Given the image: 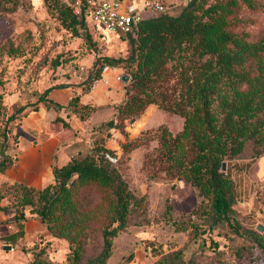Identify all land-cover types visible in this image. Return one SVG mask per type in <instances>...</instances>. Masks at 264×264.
I'll use <instances>...</instances> for the list:
<instances>
[{
  "label": "rangeland",
  "instance_id": "obj_1",
  "mask_svg": "<svg viewBox=\"0 0 264 264\" xmlns=\"http://www.w3.org/2000/svg\"><path fill=\"white\" fill-rule=\"evenodd\" d=\"M213 1L219 0H208L206 5ZM187 2L172 1L166 12L175 14ZM62 4L75 6L74 0H0V158L4 149L16 158L25 143L58 132L63 123L56 117L67 114L64 109L39 102V110L45 109L41 117L45 125L33 127L31 123L40 121V114L29 119L33 110L8 118L20 105L28 103V109L32 108L38 95L51 85L66 83V88L84 97L98 82L114 78L124 95L106 101L111 104L103 108L90 101L96 105L90 110L94 113L83 121L84 132L75 137L82 140V155L88 149H94L96 156L103 153L97 150L98 142L113 149L115 156H106L134 193L127 223L113 236L106 264H264V141L249 139L238 156L224 160L236 191L234 223L214 221L210 198L190 180L179 177L164 145L165 136L183 128L184 116L153 102L136 115L134 123L132 117L120 118V101L126 96L128 83L120 75L126 67L123 62L109 65L105 57H127L129 36L107 29L89 15L86 28L80 27L81 34L77 35L59 16L58 6ZM161 12L144 9L143 17ZM227 26L248 40H260L264 36V0H238L227 12ZM261 56L264 63V51ZM101 67V77L96 79ZM246 67L252 74L258 72L255 58H250ZM109 72L114 73L110 78ZM176 80L173 76L168 82L172 85ZM109 81L103 85L107 87ZM88 110L84 109L86 113ZM113 116L118 126L105 123ZM63 130L68 144L69 129ZM130 141L132 144L125 147ZM7 173L0 171V225L6 227L0 231V264H94L92 259L104 246V229L119 223L113 219L112 187L93 181L74 186L73 199L78 211L86 215V226L75 240L54 235L46 221L31 237L27 233L32 228L30 219L22 223L24 233L18 231L22 224H12L11 216L23 205ZM24 208L28 217L35 215L30 213V206ZM68 218V213L63 214L64 222ZM11 233L16 238L9 237ZM7 244L12 246L6 248Z\"/></svg>",
  "mask_w": 264,
  "mask_h": 264
},
{
  "label": "trees",
  "instance_id": "obj_2",
  "mask_svg": "<svg viewBox=\"0 0 264 264\" xmlns=\"http://www.w3.org/2000/svg\"><path fill=\"white\" fill-rule=\"evenodd\" d=\"M246 1L251 3L252 0ZM74 2V7L59 5V16L66 27L80 35L79 28H86L89 7L84 0ZM207 2L188 0L178 13H169L166 9L156 15L144 16L137 31L127 34L131 44L129 55L108 56L105 60L113 66L123 62L130 74L126 97L120 101L121 119L136 117L153 102L184 116L183 128L173 136L170 133L164 137V145L173 159L171 165L179 177L190 180L210 198L214 221L225 219L232 224L236 191L229 171L221 168L226 158L236 157L243 151L247 140L264 141V63L261 61L264 36L251 41L228 28L227 12L238 0H219L206 5ZM87 36L91 38L88 31ZM250 58L257 61V73L252 74L246 67ZM101 71L102 67L96 79L101 77ZM173 76L177 80L171 85L168 80ZM244 84L247 86L243 87ZM67 86L66 83L48 86L32 103V108L28 109V103L22 104L8 118L15 119L39 110L38 103L42 102L46 107L64 109L68 116L74 114L83 121L88 119L96 105L83 102L81 93H74L67 103L49 96L52 89ZM110 104L97 106L103 108ZM84 109L89 110L86 113ZM56 120L71 126L62 115ZM105 123L118 126L114 116ZM96 144L97 150L103 153L96 156L92 152L94 149H88L84 155V152L72 155L63 165L56 163L54 181L41 188L12 181L20 193L23 208L11 219L22 224L28 218L24 206H30L31 213L46 221L54 235L75 240L86 226V215L78 211L73 199L74 186L93 181L112 187L115 193L113 219L119 223L104 229V246L92 259L94 264H106L112 252L113 236L127 223L134 193L106 156H115V151L103 142ZM130 144L131 141L124 146ZM2 153L0 171L5 172L17 162L18 155L13 158L5 149ZM188 154H192L191 157ZM260 155L259 151L257 156ZM65 213L69 215L66 222L62 220ZM18 231L24 233V224ZM15 233L8 236L16 238ZM75 251L79 255L77 248Z\"/></svg>",
  "mask_w": 264,
  "mask_h": 264
},
{
  "label": "crops",
  "instance_id": "obj_3",
  "mask_svg": "<svg viewBox=\"0 0 264 264\" xmlns=\"http://www.w3.org/2000/svg\"><path fill=\"white\" fill-rule=\"evenodd\" d=\"M123 1L124 3L130 2L139 8L143 7V0ZM166 1L168 6L167 8H169L170 3L176 0ZM113 74V72H109V78ZM105 80H110L107 87L103 85ZM105 80L95 84L91 92L87 93L84 97L82 96V101L90 102L94 100L98 104H105L108 103L106 101H109L112 98L124 95L122 90H119L114 78H105ZM124 89L126 94V88L124 87ZM73 94L74 91H72L71 88L63 87L52 89L49 96L62 103H67ZM44 112V108L41 110H34L33 115L29 116L30 119L32 116L40 114V121L35 124L31 123L33 127H38L43 123L41 122V117ZM62 116L65 117L66 120L70 121L71 126H65L63 124L58 132L55 131L46 138L38 137L34 138L30 143H25V145L22 146L18 152L17 162L6 170L8 172L7 176L11 178V180L22 181L32 186L42 187L44 185L43 183L54 179V165L56 163L63 165L70 160L72 155H80L84 152V146L80 143V139H75V137H80V134H82L85 130L83 120L76 115H74L71 119H69L67 114ZM28 124L30 123L28 122ZM63 127H67V129H69L67 131L69 133V137L67 138H70L71 142L68 144H65L66 142H64V138L62 137V133L65 130H63ZM32 216L33 217H28V220L30 219L31 221L32 228H29V231L27 230V233L31 237L37 234V232L40 231L44 225V222L40 217L37 215ZM3 230H6V227L0 225V231Z\"/></svg>",
  "mask_w": 264,
  "mask_h": 264
},
{
  "label": "built area",
  "instance_id": "obj_4",
  "mask_svg": "<svg viewBox=\"0 0 264 264\" xmlns=\"http://www.w3.org/2000/svg\"><path fill=\"white\" fill-rule=\"evenodd\" d=\"M84 2L89 7L90 17L107 29L121 34L137 31L144 9L165 11L168 7L166 0H143L142 8L130 2L124 3L123 0H84ZM12 221V224H17L18 227V222Z\"/></svg>",
  "mask_w": 264,
  "mask_h": 264
},
{
  "label": "water",
  "instance_id": "obj_5",
  "mask_svg": "<svg viewBox=\"0 0 264 264\" xmlns=\"http://www.w3.org/2000/svg\"><path fill=\"white\" fill-rule=\"evenodd\" d=\"M120 78L127 83L130 80V74L127 73L126 71H122L121 75H120ZM136 120H137V117H132L130 121H131V123H134V122H136ZM226 167H227L226 161H223L221 169L225 170ZM259 228L263 229L262 226H259ZM11 246L12 245H10V244L5 245L6 248H10Z\"/></svg>",
  "mask_w": 264,
  "mask_h": 264
}]
</instances>
